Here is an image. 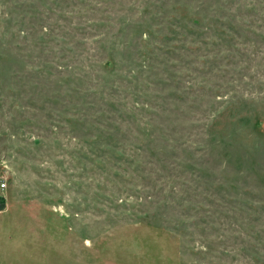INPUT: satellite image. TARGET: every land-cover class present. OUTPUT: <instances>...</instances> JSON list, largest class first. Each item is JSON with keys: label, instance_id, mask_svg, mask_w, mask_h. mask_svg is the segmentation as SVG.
Listing matches in <instances>:
<instances>
[{"label": "rangeland", "instance_id": "1", "mask_svg": "<svg viewBox=\"0 0 264 264\" xmlns=\"http://www.w3.org/2000/svg\"><path fill=\"white\" fill-rule=\"evenodd\" d=\"M0 264H264V0H0Z\"/></svg>", "mask_w": 264, "mask_h": 264}, {"label": "trees", "instance_id": "2", "mask_svg": "<svg viewBox=\"0 0 264 264\" xmlns=\"http://www.w3.org/2000/svg\"><path fill=\"white\" fill-rule=\"evenodd\" d=\"M7 201L4 196H0V211H4L6 209Z\"/></svg>", "mask_w": 264, "mask_h": 264}, {"label": "built area", "instance_id": "3", "mask_svg": "<svg viewBox=\"0 0 264 264\" xmlns=\"http://www.w3.org/2000/svg\"><path fill=\"white\" fill-rule=\"evenodd\" d=\"M6 187H7L6 182H1V183H0V189H4V188H6Z\"/></svg>", "mask_w": 264, "mask_h": 264}]
</instances>
